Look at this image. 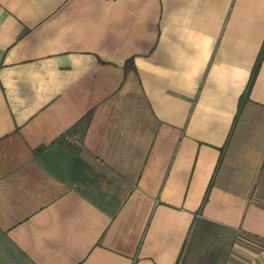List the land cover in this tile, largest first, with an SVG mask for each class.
Here are the masks:
<instances>
[{
	"label": "crops",
	"instance_id": "crops-1",
	"mask_svg": "<svg viewBox=\"0 0 264 264\" xmlns=\"http://www.w3.org/2000/svg\"><path fill=\"white\" fill-rule=\"evenodd\" d=\"M0 264H264V0H0Z\"/></svg>",
	"mask_w": 264,
	"mask_h": 264
},
{
	"label": "built area",
	"instance_id": "built-area-1",
	"mask_svg": "<svg viewBox=\"0 0 264 264\" xmlns=\"http://www.w3.org/2000/svg\"><path fill=\"white\" fill-rule=\"evenodd\" d=\"M73 140H74L76 143H79V144L81 143V141L78 140V139H75V138H74Z\"/></svg>",
	"mask_w": 264,
	"mask_h": 264
}]
</instances>
